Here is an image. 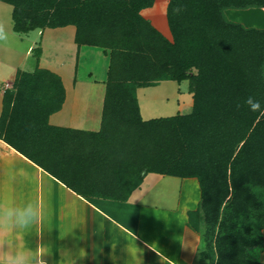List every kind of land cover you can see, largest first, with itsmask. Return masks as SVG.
<instances>
[{"label":"trees","instance_id":"16d2710c","mask_svg":"<svg viewBox=\"0 0 264 264\" xmlns=\"http://www.w3.org/2000/svg\"><path fill=\"white\" fill-rule=\"evenodd\" d=\"M0 1L16 33L72 25L77 47L108 55L98 131L48 123L64 86L35 65L3 91L2 140L84 197L126 201L148 173L194 177L200 201L187 219L200 235L199 261L264 264L255 256L264 251V111L244 105L253 96L264 109V27L225 15L264 12V0H167L170 37L142 14L154 0ZM163 80L188 81L191 110L143 120L136 89Z\"/></svg>","mask_w":264,"mask_h":264},{"label":"crops","instance_id":"0c3cea01","mask_svg":"<svg viewBox=\"0 0 264 264\" xmlns=\"http://www.w3.org/2000/svg\"><path fill=\"white\" fill-rule=\"evenodd\" d=\"M156 2L157 0H154L153 6ZM144 16L155 26L152 15ZM46 29L54 28L38 30L43 35ZM86 47L94 46L81 45L77 47L75 55ZM33 48L29 45L27 56L31 54ZM106 55L104 53V56ZM39 61L40 57L35 64L38 67ZM17 64L12 65L0 58V113L3 91L11 88L13 82L4 81L3 78L7 74L15 76L16 71L22 70ZM89 74L87 77L89 82H85L88 86L82 94L74 91L75 94L69 97L62 82L65 91L64 101L59 111L49 115L50 125L98 131L105 79L99 81L100 79H94L91 73ZM90 81L94 85L103 82L104 87L99 86L98 89L99 97L89 95ZM76 84L82 83L74 81L73 90L76 89ZM149 174L143 177L140 186L130 193L126 201L95 196L84 197L70 190L0 138V198L6 196L19 198L31 194L49 209L44 222L25 237L33 248L37 243H44L51 249V254L44 257L47 264H200L198 253L201 246L200 235L190 226L187 219V212L197 209L200 201L198 181L194 177L184 178L196 180L197 192L193 188L194 182H191L182 184L178 192H172L174 198L171 201L163 202L158 196L150 201L149 193L158 191L160 184L166 181L160 180L162 177ZM162 176L170 182L171 178H180ZM146 180L151 182V187L143 188ZM149 187L152 190H149ZM184 190L192 191V205L195 207L182 206ZM161 192L164 191H158V194L163 198L168 195V192ZM41 230V234L37 236L35 232ZM255 256L264 261V251L259 250Z\"/></svg>","mask_w":264,"mask_h":264},{"label":"rangeland","instance_id":"374dc122","mask_svg":"<svg viewBox=\"0 0 264 264\" xmlns=\"http://www.w3.org/2000/svg\"><path fill=\"white\" fill-rule=\"evenodd\" d=\"M166 2L167 0H157L155 6L143 10L142 14L146 16L152 15L151 17H154L153 23L159 28L158 30L165 37H170L164 17ZM258 10L261 9H226L225 15L228 19L239 21L245 26L262 28L264 27V12ZM11 13L12 7L0 1V32H2V38H0V58L5 59V61L12 65L22 63L20 65L17 64L20 69L32 71L36 64V50L39 49V67L47 68L60 74L69 97L75 94L74 91H78L81 94L83 93L86 86H88L85 82H89V80H87L89 73H91L92 78L97 80L100 79L99 81L105 79L108 63L107 55L104 56L100 47L96 46L80 49L79 54L75 55L77 45L73 41V26L46 29L43 35H41V31L38 29L30 31L28 34H19L12 29ZM29 45H32L34 48L31 54L27 56L26 51ZM13 77V74H7L3 79L4 81L7 80L11 82ZM74 81L81 82L82 84H76V89L73 90L72 85ZM95 84L97 85L91 82L90 91L89 88H87V92L89 91V95L93 97L96 95L99 97V86L104 87V84L103 82H97ZM136 99L138 107L140 108L139 114L143 120L172 116L177 113L185 114L191 110L192 104V97L188 91L187 80H182L179 83L177 81L163 80L152 86L137 88ZM152 174L153 173H150L149 175L154 177L156 175L158 178L162 177L160 180L166 181L162 182L157 190L164 191L161 193L168 192V195H163V198L158 194V191H153L148 195L150 201L153 200L155 196L161 197L163 202L171 201L172 198H174L172 192H178L182 184H191V182H194L193 184L195 186L193 185V188H195L197 192L198 186L195 179L171 178L172 182H170L163 178L162 175ZM151 176L148 177L150 178ZM150 184L151 182L146 180L143 188L147 186L151 187ZM150 187L149 190H152ZM182 206H188L189 208L195 207L194 204L192 205V191L184 190L182 193Z\"/></svg>","mask_w":264,"mask_h":264},{"label":"clouds","instance_id":"9594fccd","mask_svg":"<svg viewBox=\"0 0 264 264\" xmlns=\"http://www.w3.org/2000/svg\"><path fill=\"white\" fill-rule=\"evenodd\" d=\"M184 11L183 6H176L174 14ZM2 38V32H0ZM251 112H262L259 100L248 96L244 100ZM237 108L241 105L237 104ZM49 209L42 201H37L31 194L17 197L0 198V264H47L44 257L51 254V249L44 243H37L33 248L25 237L41 225ZM41 231L35 232L37 236ZM259 248H257V252Z\"/></svg>","mask_w":264,"mask_h":264}]
</instances>
